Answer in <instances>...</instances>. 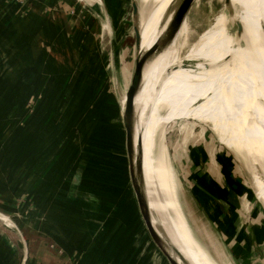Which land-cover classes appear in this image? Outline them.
Returning a JSON list of instances; mask_svg holds the SVG:
<instances>
[{
    "label": "rangeland",
    "instance_id": "1",
    "mask_svg": "<svg viewBox=\"0 0 264 264\" xmlns=\"http://www.w3.org/2000/svg\"><path fill=\"white\" fill-rule=\"evenodd\" d=\"M1 1L0 7L13 8L19 19L29 14L30 0ZM180 1L175 0L172 7ZM227 1H191L177 30L185 23V32L173 44L181 57L222 16L230 21L226 28L229 35L241 31L237 0ZM44 2V10L33 13L30 28L33 51L42 53L34 62L47 68L38 75L34 72L36 85L29 81L27 87H20L23 99L14 103L12 112L7 108L11 103L0 101V236L24 249L27 236L41 233L36 227L29 230L30 222L36 226L38 222L61 221L68 227L81 223L87 233L80 236L86 243L89 237L123 239L128 244L125 250L133 244L131 254L146 253L155 244L131 185L121 106L138 56L132 0ZM60 31L65 36L58 37ZM199 61L184 59L183 64L193 67ZM8 73L0 69V76L8 77ZM190 86L184 90L186 95ZM1 90L2 85L0 94ZM197 102L202 106L201 99ZM224 102L221 99L216 114L225 109ZM205 106L203 103L202 108ZM204 133L230 153L235 173L255 198L254 188L260 189L258 184L254 186L255 179H264L263 160L254 159L242 148L226 147L209 125L194 120L185 110L166 124L164 133L170 165L182 189L190 185L184 186L180 175L179 146L185 149L191 141L200 142ZM75 196L86 203V212L79 210ZM73 204L79 207L72 211L68 207H77ZM41 207L50 214H44ZM257 208L264 220L259 202ZM44 227L47 230L42 232L48 237L57 232L52 224ZM78 232H72L70 239L77 240ZM64 233L65 237L67 230ZM160 254L162 263L169 264ZM17 255H21L19 249Z\"/></svg>",
    "mask_w": 264,
    "mask_h": 264
},
{
    "label": "bare ground",
    "instance_id": "2",
    "mask_svg": "<svg viewBox=\"0 0 264 264\" xmlns=\"http://www.w3.org/2000/svg\"><path fill=\"white\" fill-rule=\"evenodd\" d=\"M174 1L136 0L138 55L150 54L134 96V144L138 150L139 139L143 190L152 223L164 244L175 247L194 264H224L220 257L212 258L189 229L164 133L166 124L185 110L194 120L209 125L226 147L242 148L264 162V0H237L241 31L229 35L230 21L222 16L182 57L173 44L184 34L185 23L174 38L169 37L177 15ZM184 59L200 61L190 67L183 64ZM200 99L202 106L206 104L204 109L197 102ZM221 99L226 107L216 114ZM124 100L122 96V107ZM262 167L264 171V163ZM256 179L261 185L254 193L264 209V179Z\"/></svg>",
    "mask_w": 264,
    "mask_h": 264
},
{
    "label": "crops",
    "instance_id": "3",
    "mask_svg": "<svg viewBox=\"0 0 264 264\" xmlns=\"http://www.w3.org/2000/svg\"><path fill=\"white\" fill-rule=\"evenodd\" d=\"M45 6L44 0H30L29 14L20 19L16 10L12 13L13 8L0 7V69L9 71L8 77L0 76V85L3 86L0 101L11 103L7 107L9 112L13 111L14 103L23 99L20 87H27L29 81L36 85L33 81L34 72L47 68L34 62L41 52L33 51V32L30 28L33 13L44 10ZM62 33L60 31L58 37L65 36ZM44 34L47 37L48 34ZM198 141H191L185 149L179 146L178 160L183 185H190L189 189H182L180 182V196L183 198L180 202L192 235L212 258L216 260L220 257L224 264H264V220L257 208L259 201L256 196V199L250 196L244 181L235 173L232 156L221 145H217L216 139L204 133L203 139ZM255 183L256 186L261 185L257 179ZM1 190L0 184V196ZM76 197L80 196L74 198L81 206L73 204L77 207L71 205L68 209L73 211L79 207V210L86 212V203ZM41 210L46 215L50 214L48 209L41 207ZM30 223L33 225L29 230L36 227V231L41 233L35 236L33 233L30 237L26 235L28 238L24 241V249L21 244H10L8 239L0 236V264H164L160 252L151 243L146 253L142 250L139 254L137 251L131 254L133 244L125 250L128 244L123 239L117 241L106 237H89L86 243L85 237L80 236L82 232L87 233L82 230L81 223L70 227L61 221L38 222L36 226ZM46 224L56 226L57 232H53L51 237L42 232L47 230L44 227ZM89 229L92 227L89 226ZM64 230L68 232L65 237L61 234H65ZM74 230L79 231L77 240L70 239ZM164 245L178 259L171 247ZM18 249L20 256L17 255ZM181 257L185 264H194Z\"/></svg>",
    "mask_w": 264,
    "mask_h": 264
},
{
    "label": "water",
    "instance_id": "4",
    "mask_svg": "<svg viewBox=\"0 0 264 264\" xmlns=\"http://www.w3.org/2000/svg\"><path fill=\"white\" fill-rule=\"evenodd\" d=\"M192 0H181L175 8L177 10V15L172 23V27L170 28L169 37L172 39L177 33V30L182 21V16L188 10L190 3ZM228 1L226 0V3ZM132 15L135 17L138 14V4L136 0H132ZM238 24V23H237ZM239 25V24H238ZM134 33L136 38L137 47L140 40V32L138 29V25L134 26ZM156 46V45H155ZM150 52L138 55L135 60V67L132 76V81L128 87V90L125 94L124 105L122 107V121L125 129V148L129 165V174L131 185L135 193L137 205L146 226V229L151 237V240L155 244V246L159 249V251L163 254L165 259L169 264H185L183 257L179 254L178 249L175 247H171V251H174L175 255H177L178 259L172 255L168 249L164 246L163 237L159 234V232L155 229L151 215L148 207V202L144 194L143 190V167H142V152L139 149V139H138V150L134 144V133H133V120H134V96L138 90V87L142 78V69L144 62ZM140 151V152H139Z\"/></svg>",
    "mask_w": 264,
    "mask_h": 264
}]
</instances>
